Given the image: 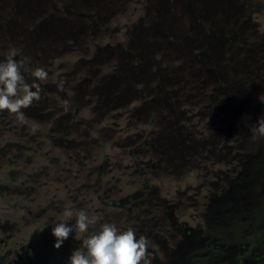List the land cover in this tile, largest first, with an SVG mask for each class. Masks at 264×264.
Instances as JSON below:
<instances>
[{
  "label": "rangeland",
  "instance_id": "1",
  "mask_svg": "<svg viewBox=\"0 0 264 264\" xmlns=\"http://www.w3.org/2000/svg\"><path fill=\"white\" fill-rule=\"evenodd\" d=\"M10 52L49 77L23 120L0 110V264H69L67 208L134 227L153 264L234 262L205 226L264 197V0H0Z\"/></svg>",
  "mask_w": 264,
  "mask_h": 264
},
{
  "label": "clouds",
  "instance_id": "2",
  "mask_svg": "<svg viewBox=\"0 0 264 264\" xmlns=\"http://www.w3.org/2000/svg\"><path fill=\"white\" fill-rule=\"evenodd\" d=\"M29 64V57L18 59L15 52L0 59V110H7L21 120L24 119L23 109L41 99V82H46L49 77L45 67L36 66L31 69L34 79L26 80L24 73L29 70ZM57 88L63 90V80L57 83ZM68 103V100L63 101L65 107ZM251 131L264 136V115L256 120ZM73 217L74 223L68 224ZM70 232L80 234L81 244L72 251L69 264H153L149 239L144 235L137 236L132 226L121 228L115 222H101L99 216L90 215L84 209L67 208L64 219L56 220L52 227L56 238L54 246L59 247Z\"/></svg>",
  "mask_w": 264,
  "mask_h": 264
},
{
  "label": "trees",
  "instance_id": "3",
  "mask_svg": "<svg viewBox=\"0 0 264 264\" xmlns=\"http://www.w3.org/2000/svg\"><path fill=\"white\" fill-rule=\"evenodd\" d=\"M245 213V218L235 214L225 216L224 224L211 220L206 222L207 237L224 248L238 249L232 264H241L243 257L264 243V197ZM223 251L207 243L206 247L196 249L195 254L199 256L193 257L191 264H210L215 256L225 255Z\"/></svg>",
  "mask_w": 264,
  "mask_h": 264
}]
</instances>
